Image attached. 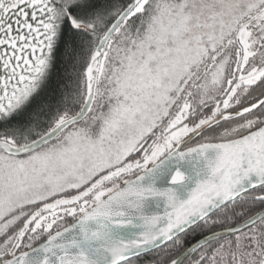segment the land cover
<instances>
[{
  "label": "snow or ice",
  "instance_id": "1",
  "mask_svg": "<svg viewBox=\"0 0 264 264\" xmlns=\"http://www.w3.org/2000/svg\"><path fill=\"white\" fill-rule=\"evenodd\" d=\"M0 264H264V0H0Z\"/></svg>",
  "mask_w": 264,
  "mask_h": 264
}]
</instances>
